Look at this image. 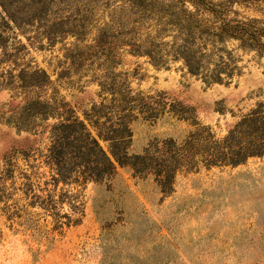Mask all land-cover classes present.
<instances>
[{
	"label": "rangeland",
	"instance_id": "374dc122",
	"mask_svg": "<svg viewBox=\"0 0 264 264\" xmlns=\"http://www.w3.org/2000/svg\"><path fill=\"white\" fill-rule=\"evenodd\" d=\"M140 1L169 3L87 0L77 17L84 25L81 44L67 38L47 47L43 40L38 48L22 35L3 36L25 46L19 65L38 67L52 81L46 97L54 94L68 102L82 120L99 101L93 78L103 72H83L75 55L101 28L130 37L136 27L140 40L152 36L154 23L134 15ZM237 1L206 0L226 20H258L264 27V0ZM185 8L194 11L188 4ZM213 17L204 9L195 15L207 26L216 21ZM171 37L160 42L170 46ZM224 48L243 74L229 85L209 86L186 73L180 61L168 57L154 66L147 57L131 55L128 47L119 50L113 72L135 93L165 94L185 117L139 119L130 125V139L120 153L142 155L151 144L168 140L181 145L196 132L221 141L256 102H264V57L243 52L234 42ZM10 96L0 89V264H264V155L235 167H181L166 194L151 178H132L116 163L107 182L63 183L52 165L47 125L53 121L40 123L33 108L12 103ZM98 142L111 158L108 144ZM68 171L77 177L83 169Z\"/></svg>",
	"mask_w": 264,
	"mask_h": 264
},
{
	"label": "trees",
	"instance_id": "16d2710c",
	"mask_svg": "<svg viewBox=\"0 0 264 264\" xmlns=\"http://www.w3.org/2000/svg\"><path fill=\"white\" fill-rule=\"evenodd\" d=\"M86 1L0 0V89L13 93L10 96L12 103L19 100L20 104L33 108L40 123L53 121L47 128L52 141V165L60 171V181L81 179L83 185L101 184L115 175L116 163L121 168L127 167L132 178L142 181L151 178L159 191L166 194L181 167L188 170L199 166L235 167L249 158L264 155V102L261 101L242 115L221 141H212L196 132L181 145H176L173 140L155 142L142 155L128 157L126 152L119 151L130 139V125L139 119L154 122L168 115L185 121L182 107L165 94L135 93L122 76L113 72L120 49L128 47L131 55L147 57L154 66L165 64L168 57L180 61L186 73L207 86L229 85L243 74L237 61L224 48L227 43L234 42L241 51L264 57V27L260 21L226 20L206 0H167L169 3L164 7L156 3L145 5L140 1L136 6L138 14L134 15H143L144 20L154 23L150 27L154 34L143 40L136 27L131 29L130 37L107 28L99 29L92 42L83 45L81 52L75 55L80 60L77 67L83 72H103L93 78L99 88V101L92 104L82 120L75 116L68 102L57 99L54 94L46 97L52 89V81L38 67L19 65L25 46L14 41L9 43L3 35H22L28 42L38 43V48H43L40 45L43 40L47 47L67 38H74L81 44L84 41L79 32L84 30V25L77 17ZM186 4L194 11H188ZM199 9L212 14L216 21L209 26L203 24L195 18ZM169 33L174 35H167ZM165 36H172L170 46L160 42ZM176 106L180 108L176 109ZM88 126L96 131V136L91 134ZM98 140L108 144L113 160ZM74 168L83 171L77 177H71L68 170Z\"/></svg>",
	"mask_w": 264,
	"mask_h": 264
}]
</instances>
